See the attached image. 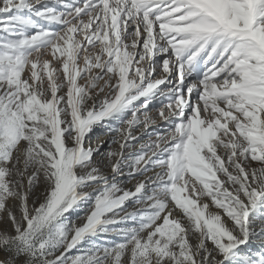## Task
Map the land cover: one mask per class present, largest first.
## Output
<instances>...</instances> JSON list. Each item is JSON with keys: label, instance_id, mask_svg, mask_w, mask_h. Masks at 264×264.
Here are the masks:
<instances>
[{"label": "snow or ice", "instance_id": "obj_1", "mask_svg": "<svg viewBox=\"0 0 264 264\" xmlns=\"http://www.w3.org/2000/svg\"><path fill=\"white\" fill-rule=\"evenodd\" d=\"M0 254L264 264V0H0Z\"/></svg>", "mask_w": 264, "mask_h": 264}, {"label": "rangeland", "instance_id": "obj_2", "mask_svg": "<svg viewBox=\"0 0 264 264\" xmlns=\"http://www.w3.org/2000/svg\"><path fill=\"white\" fill-rule=\"evenodd\" d=\"M159 106L160 105L158 103L151 104L149 106V108L151 110V114L155 115L156 109H158ZM155 127H156V125H153V128H155ZM160 128L161 129L163 128V124L160 125ZM92 136H93V141H92L93 146H95L97 143L102 141V142H104V146L101 148V151L102 152H107L109 150L108 141L111 138V134H109L104 127L97 126L96 129L94 130V132L92 133ZM146 139H147V137H146ZM113 147H116V146L113 145ZM94 158L101 159L98 154ZM105 171H107V168L105 169ZM126 187L131 188L132 187V183H128L126 185ZM0 259H3V255L2 254H0Z\"/></svg>", "mask_w": 264, "mask_h": 264}, {"label": "bare ground", "instance_id": "obj_3", "mask_svg": "<svg viewBox=\"0 0 264 264\" xmlns=\"http://www.w3.org/2000/svg\"><path fill=\"white\" fill-rule=\"evenodd\" d=\"M112 135V134H111Z\"/></svg>", "mask_w": 264, "mask_h": 264}]
</instances>
